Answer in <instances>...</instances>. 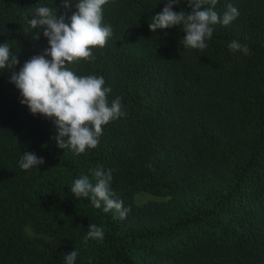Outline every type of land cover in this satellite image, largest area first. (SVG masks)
I'll use <instances>...</instances> for the list:
<instances>
[{
	"label": "trees",
	"instance_id": "trees-1",
	"mask_svg": "<svg viewBox=\"0 0 264 264\" xmlns=\"http://www.w3.org/2000/svg\"><path fill=\"white\" fill-rule=\"evenodd\" d=\"M70 3L0 0V44L19 61L0 69V264H66L73 250L74 264H264V0H217L221 17L228 4L239 15L213 25L203 50L183 47L182 26L150 31L166 0H108L112 36L66 67L102 76L124 115L81 154L58 147L54 118L32 114L10 82L50 47L26 17L47 6L69 23ZM233 40L249 54L229 51ZM24 152L45 162L23 170ZM96 168L111 170L125 219L71 193L82 176L95 184ZM89 224L103 239L85 242Z\"/></svg>",
	"mask_w": 264,
	"mask_h": 264
},
{
	"label": "clouds",
	"instance_id": "clouds-1",
	"mask_svg": "<svg viewBox=\"0 0 264 264\" xmlns=\"http://www.w3.org/2000/svg\"><path fill=\"white\" fill-rule=\"evenodd\" d=\"M108 0H78L77 11L65 22V17L57 18L56 11L47 6L35 9L31 19H27L31 29L43 30L50 47L41 55H34L27 60L19 72H12L10 82L20 91L21 103L27 105L32 114H41L54 118L58 135L57 145L65 149L70 147L77 154L86 149L96 148L103 126L113 119L124 115L121 98L116 97L111 104L108 101L110 87H104L102 76H78L66 67V62L93 59L91 49L103 48L112 36L111 25H104L102 6ZM192 9L173 11V5L181 0H166L162 11L152 15L149 29L156 33L157 29H168L182 26L186 35L181 44L184 48L203 50L207 47L206 39L213 35V25H229L239 12L232 5L221 17L214 6L217 0H186ZM65 8L71 6L70 0H63ZM206 5H211L206 7ZM39 38V32L36 35ZM231 52L249 54L247 45L233 40L228 44ZM10 47L7 43L0 44V69H10L19 63L16 56L10 61ZM46 57H50L47 59ZM44 158L37 157L34 152H24L19 166L29 170L43 164ZM96 183L90 182L87 176L75 179L70 191L75 198H89L92 205L100 209L103 204L105 213L115 209L119 218L125 219L130 209L123 207V201L114 199L110 188L112 172L103 168L92 170ZM88 239H103L104 231L94 224L88 225ZM78 252L71 251L65 255L66 264H74Z\"/></svg>",
	"mask_w": 264,
	"mask_h": 264
},
{
	"label": "rangeland",
	"instance_id": "rangeland-1",
	"mask_svg": "<svg viewBox=\"0 0 264 264\" xmlns=\"http://www.w3.org/2000/svg\"><path fill=\"white\" fill-rule=\"evenodd\" d=\"M152 198L151 196H147V195H144V196H141L140 199L141 200H147V199H150Z\"/></svg>",
	"mask_w": 264,
	"mask_h": 264
}]
</instances>
